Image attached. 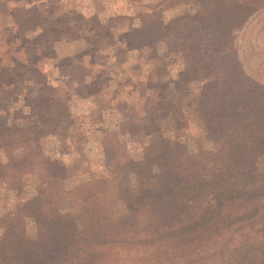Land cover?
Here are the masks:
<instances>
[{"label":"rangeland","instance_id":"1","mask_svg":"<svg viewBox=\"0 0 264 264\" xmlns=\"http://www.w3.org/2000/svg\"><path fill=\"white\" fill-rule=\"evenodd\" d=\"M235 32L210 0H0V237L46 196L78 213L92 179L117 196L160 191L142 216L150 250L118 264H264V208L226 220L211 184L264 182V106L201 100L236 60ZM49 81L55 100L29 97ZM189 159L205 180L178 179Z\"/></svg>","mask_w":264,"mask_h":264},{"label":"trees","instance_id":"2","mask_svg":"<svg viewBox=\"0 0 264 264\" xmlns=\"http://www.w3.org/2000/svg\"><path fill=\"white\" fill-rule=\"evenodd\" d=\"M210 1L226 13L236 30L264 7V0ZM54 93L51 85L29 86L28 92L37 102L55 100ZM200 94L206 108L229 99H246L264 106V85L250 77L238 60L220 79L202 88ZM8 102L12 105L11 100ZM163 102L164 106L170 103L167 98ZM190 177L192 180L187 179L186 183L205 180L195 161L189 159L178 179ZM99 183L90 179L83 184L77 200L85 206L78 213L62 207L60 195L46 196L34 205L18 208L0 237V264H118L129 247L148 250L146 237L143 243L142 216H146L160 191L150 189L134 194L126 190L117 196L96 190L94 187ZM211 184L215 185L213 197L226 220L236 222L249 212L264 208V182L243 189ZM27 218L34 225L32 234L26 226ZM154 257L155 263L149 254L127 264H165Z\"/></svg>","mask_w":264,"mask_h":264},{"label":"crops","instance_id":"3","mask_svg":"<svg viewBox=\"0 0 264 264\" xmlns=\"http://www.w3.org/2000/svg\"><path fill=\"white\" fill-rule=\"evenodd\" d=\"M160 1L162 0H145V2L148 3H158ZM105 15H110V13L104 14V16ZM263 20L264 7L256 11L238 30H236L233 46L235 48L236 53L235 58L240 63L241 68L254 80L264 85V26L262 25ZM107 45L109 44H105V46H103V51L109 49ZM103 51H101V55L103 54ZM36 84L39 85L38 83ZM47 84L54 85L55 82L49 81Z\"/></svg>","mask_w":264,"mask_h":264}]
</instances>
